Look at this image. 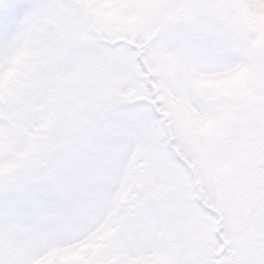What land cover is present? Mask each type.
I'll return each instance as SVG.
<instances>
[{
  "label": "snow or ice",
  "instance_id": "snow-or-ice-1",
  "mask_svg": "<svg viewBox=\"0 0 264 264\" xmlns=\"http://www.w3.org/2000/svg\"><path fill=\"white\" fill-rule=\"evenodd\" d=\"M264 264V0H0V264Z\"/></svg>",
  "mask_w": 264,
  "mask_h": 264
},
{
  "label": "rangeland",
  "instance_id": "rangeland-1",
  "mask_svg": "<svg viewBox=\"0 0 264 264\" xmlns=\"http://www.w3.org/2000/svg\"><path fill=\"white\" fill-rule=\"evenodd\" d=\"M53 264H54V261H53Z\"/></svg>",
  "mask_w": 264,
  "mask_h": 264
}]
</instances>
